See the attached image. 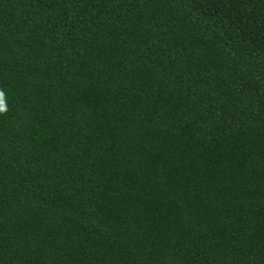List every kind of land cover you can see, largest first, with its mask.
Wrapping results in <instances>:
<instances>
[{
  "label": "trees",
  "instance_id": "16d2710c",
  "mask_svg": "<svg viewBox=\"0 0 264 264\" xmlns=\"http://www.w3.org/2000/svg\"><path fill=\"white\" fill-rule=\"evenodd\" d=\"M0 264H264V0H0Z\"/></svg>",
  "mask_w": 264,
  "mask_h": 264
},
{
  "label": "clouds",
  "instance_id": "9594fccd",
  "mask_svg": "<svg viewBox=\"0 0 264 264\" xmlns=\"http://www.w3.org/2000/svg\"><path fill=\"white\" fill-rule=\"evenodd\" d=\"M3 96H4V93L2 90H0V112L6 111V107L3 103Z\"/></svg>",
  "mask_w": 264,
  "mask_h": 264
}]
</instances>
